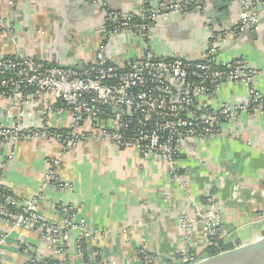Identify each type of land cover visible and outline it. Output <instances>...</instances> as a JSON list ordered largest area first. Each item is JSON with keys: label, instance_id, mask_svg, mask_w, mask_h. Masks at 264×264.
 Masks as SVG:
<instances>
[{"label": "crops", "instance_id": "1", "mask_svg": "<svg viewBox=\"0 0 264 264\" xmlns=\"http://www.w3.org/2000/svg\"><path fill=\"white\" fill-rule=\"evenodd\" d=\"M190 2L193 0H0V59L22 51L51 66L85 67L93 62L103 42L101 5L131 14L150 3L157 7ZM220 2L204 0L201 10L169 13L150 26L146 41L129 33L115 36L107 44L109 60L125 61L144 54L203 60L211 33L225 34L239 22L238 4L226 8ZM235 35L225 39L217 62L247 61L257 73L255 88L264 95V20L243 38ZM199 100L218 108L225 103L245 104L248 98L242 84L226 82L214 98L200 95ZM49 105L50 99L42 97L18 107L14 99L0 94V125L13 126L20 118L28 129L46 125L56 131L71 130L72 116L49 112ZM89 127L83 125L76 132L87 133ZM222 129V137L183 144L179 167L190 181L188 198L173 184L162 160L143 161L132 152H120L90 139L72 148L39 140L0 149V185L19 202L35 200L37 211L52 222L63 217L58 213L60 205L75 206L79 218L96 234L87 244L88 253L113 264H143L139 256L143 239L159 258L156 264L177 261L182 243L178 219L204 211L206 197L214 193L223 205L228 232L225 246L232 250L264 236V220L259 218L264 213V115L243 114L237 124L223 123ZM55 156H60L59 176L70 184L65 192L42 186L45 160ZM166 197L172 203H166ZM2 235L7 237L3 264H25L18 238L23 236L35 244V235L18 232L8 237L0 230ZM76 236L72 233L71 241ZM70 247V264H83L73 245Z\"/></svg>", "mask_w": 264, "mask_h": 264}, {"label": "built area", "instance_id": "2", "mask_svg": "<svg viewBox=\"0 0 264 264\" xmlns=\"http://www.w3.org/2000/svg\"><path fill=\"white\" fill-rule=\"evenodd\" d=\"M203 3L204 0H193L157 7L150 3L142 6L139 13L131 14L101 5L103 42L96 49L93 62L85 67L51 66L28 58L22 51L0 59L3 98L14 99L19 107L48 97L49 112L72 116L71 130L66 132L51 130L46 125L28 129L21 125L20 118L13 126L0 125V149L39 140L63 143L67 148L81 140L107 143L120 152H132L143 161L162 160L173 184L188 198L190 181L179 167L184 142L222 137V124H237L243 114L264 115V95L255 88L257 73L249 63L243 59L228 64L217 62L226 38L233 33H245L264 18V0H237L238 24L225 34L211 33L206 55L200 61L144 54L115 62L109 60L107 44L121 33L146 41L152 24L174 11L201 10ZM226 82L245 87V104L225 103L214 108L199 100L200 95L214 98ZM83 125L90 126L89 132L77 133ZM12 158L9 155L8 159ZM45 166L43 188L68 191L70 184L59 176L60 156L47 158ZM165 202L172 203V198L166 197ZM204 202V211L187 213L178 219L182 241L178 259L164 264H198L212 256L208 248H214L218 254L228 251L223 247L228 238L223 205L214 193ZM36 204L35 200L19 202L0 185V230L8 237L18 232L32 233L37 241L32 244L23 236L18 238L25 264H70L67 256L72 233L77 234L75 254L83 264H113L103 256L96 260L88 253L87 244L96 234L79 218L75 206L60 205L58 213L63 217L52 222L37 211ZM259 218L263 221L264 213ZM127 231L124 229L123 233ZM6 239L4 235L0 237V264ZM139 256L143 264H156L159 260L145 239L141 240Z\"/></svg>", "mask_w": 264, "mask_h": 264}, {"label": "water", "instance_id": "3", "mask_svg": "<svg viewBox=\"0 0 264 264\" xmlns=\"http://www.w3.org/2000/svg\"><path fill=\"white\" fill-rule=\"evenodd\" d=\"M220 1L222 2V4L220 2L221 6L225 4L227 5L226 8L233 7L237 3V0ZM263 20L264 18L259 22V24H261ZM259 24L254 27H251L243 34H236V38H238V36L240 38H243L244 35L254 31ZM71 245H73L75 251V244L73 241H71ZM198 264H264V236L255 242L239 246L237 248L228 250L215 256L208 257L205 260L199 262Z\"/></svg>", "mask_w": 264, "mask_h": 264}, {"label": "trees", "instance_id": "4", "mask_svg": "<svg viewBox=\"0 0 264 264\" xmlns=\"http://www.w3.org/2000/svg\"><path fill=\"white\" fill-rule=\"evenodd\" d=\"M226 250H229L226 246H223ZM207 252H209L212 256L217 255L219 252L215 251L214 248H208Z\"/></svg>", "mask_w": 264, "mask_h": 264}]
</instances>
